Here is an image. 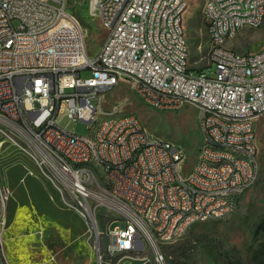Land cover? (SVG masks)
<instances>
[{"label":"built area","instance_id":"1","mask_svg":"<svg viewBox=\"0 0 264 264\" xmlns=\"http://www.w3.org/2000/svg\"><path fill=\"white\" fill-rule=\"evenodd\" d=\"M90 1L107 34L95 56L88 53L70 0H0V145L20 147L19 139L29 143L37 166L68 190L97 237H108L103 252L97 246L102 264L105 256L147 251L156 264H165L162 246L186 238L192 219H226L236 206V185H243L245 193L258 181L254 157L259 154L256 125L264 116V46L239 53L227 43L243 29L264 24V0L204 3L207 68H214L213 77L204 71L191 74L190 55L180 46V38L188 40V0ZM124 79L142 86L153 109L198 108L203 153L191 166V176L178 169V156L186 154L143 134L140 117L125 113L122 101L97 113L107 92ZM41 100H48V107H41ZM69 102H81L82 110H69ZM106 112H115L114 121H106ZM62 116L89 125V132H69L64 138H71L72 146L54 152L50 141H57ZM100 127H107L108 141H101ZM233 131H242V138H233ZM205 145H213V152L204 153ZM169 157H176V165H168ZM126 160H143V167L122 170ZM235 160H244V167L232 168ZM73 162H86V170L75 171ZM100 163H108V171H101ZM229 173H236V180H229ZM141 177H150L155 188L138 186ZM158 182L166 183L165 192H158ZM100 184H120L132 200L100 192ZM221 193H232V201H220ZM179 194L187 195L189 213L174 208ZM191 196H198V203H191ZM0 198L3 232L9 196L1 186ZM133 203L144 205V213L130 212ZM102 207L115 215L107 225L120 223L114 234L98 227ZM0 264H9L2 233Z\"/></svg>","mask_w":264,"mask_h":264},{"label":"rangeland","instance_id":"2","mask_svg":"<svg viewBox=\"0 0 264 264\" xmlns=\"http://www.w3.org/2000/svg\"><path fill=\"white\" fill-rule=\"evenodd\" d=\"M185 15L193 75L209 71L206 59L209 37L202 10L206 0H188ZM71 13L81 23L87 39V50L95 56L102 48L107 34L100 13L90 0H70ZM264 46V24L260 28L243 29L227 43L239 53H255ZM85 76L89 73L85 72ZM103 106L109 109L115 102L125 104L127 114H137L147 132L155 139L170 141L186 154L187 170L196 162L203 142L199 120L200 111L192 105L181 111H159L144 103L130 82L123 81L106 94ZM64 130L87 135L89 125L74 122L67 116L59 118ZM258 181L236 202L233 212L223 220L196 224L182 240L162 246L165 264H261L254 262L251 247L264 242V232L254 236L255 227L264 217V116L257 125ZM20 147L5 142L0 145V186L9 199L5 212L6 225L2 242L9 264H102L97 253L109 243L106 236L97 237L90 221L81 217L75 200L57 180H51L30 156L29 143L16 140ZM45 172L49 175L48 170ZM114 214L99 208L96 221L100 231L108 234V222ZM120 223L110 225V230ZM125 221L121 222L124 225ZM103 264H156L151 251L105 256Z\"/></svg>","mask_w":264,"mask_h":264},{"label":"bare ground","instance_id":"3","mask_svg":"<svg viewBox=\"0 0 264 264\" xmlns=\"http://www.w3.org/2000/svg\"><path fill=\"white\" fill-rule=\"evenodd\" d=\"M180 46L183 48L187 55H190L189 42L187 38H180ZM126 82L131 83V79H124ZM121 82L117 83L118 86ZM134 90L138 97L146 103L148 106L153 108V102L151 99H147V94H143L142 86L133 85ZM106 102H102V106H97V113H104V107ZM41 107H48V100H41ZM69 110L71 111H81L82 103L81 102H69ZM166 111H176V109H167ZM115 112H106V121H114ZM140 127L143 128V134H149L140 118ZM101 141H108V131L107 127H100ZM64 135H69V132L60 128V134H57V141H50V148L54 150V152H62V145L64 146H72L71 138H64ZM233 138H242V131H233ZM163 142H169L170 147H178L176 144L162 140ZM203 143L200 148V153H203ZM213 145H205L204 153H212ZM186 156H178V169H183L184 176H191V169L187 170L186 164ZM254 164H258V157H254ZM168 165H176V157L168 158ZM143 167V160H126L122 163V170H134L140 169ZM244 160H235L232 161V168H243ZM73 169L75 171H85L86 170V162H73ZM101 171H108V163H100ZM229 180H236V173H229ZM257 183V182H256ZM254 183V185L256 184ZM138 186H148V188H155V181H150V177H141L138 179ZM166 183L158 182V192H165ZM100 192H104L109 195H114L122 202H130L132 200V193L127 191L125 188L120 187V184H100ZM244 193L243 185H236V193H235V202L242 196ZM220 201H232V193H221ZM191 203H198V196H191ZM187 204V195L179 194L176 196L174 200V208H181V213H189V206ZM0 208H4V200L0 198ZM130 212L133 213H144V205L141 203H133L130 204ZM224 218L219 217H208V218H198L191 220V227H194L198 223H204L210 220H223ZM2 233V226H0V235ZM108 234H114V230H110V225L108 227Z\"/></svg>","mask_w":264,"mask_h":264},{"label":"trees","instance_id":"4","mask_svg":"<svg viewBox=\"0 0 264 264\" xmlns=\"http://www.w3.org/2000/svg\"><path fill=\"white\" fill-rule=\"evenodd\" d=\"M201 71L202 70H199L198 72H201ZM262 232H264V217L259 222V224L255 227L254 236L257 238ZM250 250H251L253 261L254 262L260 261L261 264H264V242L260 243L257 248L251 247Z\"/></svg>","mask_w":264,"mask_h":264}]
</instances>
